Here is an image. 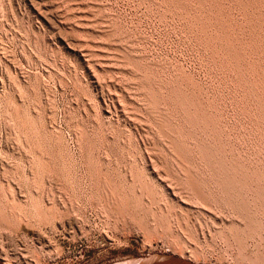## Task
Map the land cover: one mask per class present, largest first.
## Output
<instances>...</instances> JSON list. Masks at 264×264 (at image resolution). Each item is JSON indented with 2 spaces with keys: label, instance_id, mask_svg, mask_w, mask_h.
I'll use <instances>...</instances> for the list:
<instances>
[{
  "label": "rangeland",
  "instance_id": "rangeland-1",
  "mask_svg": "<svg viewBox=\"0 0 264 264\" xmlns=\"http://www.w3.org/2000/svg\"><path fill=\"white\" fill-rule=\"evenodd\" d=\"M0 264H264V0H0Z\"/></svg>",
  "mask_w": 264,
  "mask_h": 264
},
{
  "label": "bare ground",
  "instance_id": "bare-ground-1",
  "mask_svg": "<svg viewBox=\"0 0 264 264\" xmlns=\"http://www.w3.org/2000/svg\"><path fill=\"white\" fill-rule=\"evenodd\" d=\"M152 99V98H151Z\"/></svg>",
  "mask_w": 264,
  "mask_h": 264
}]
</instances>
